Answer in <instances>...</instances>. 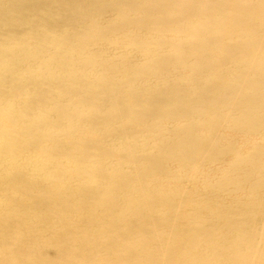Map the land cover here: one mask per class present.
<instances>
[{"label":"bare ground","instance_id":"1","mask_svg":"<svg viewBox=\"0 0 264 264\" xmlns=\"http://www.w3.org/2000/svg\"><path fill=\"white\" fill-rule=\"evenodd\" d=\"M0 264H264V0H0Z\"/></svg>","mask_w":264,"mask_h":264}]
</instances>
